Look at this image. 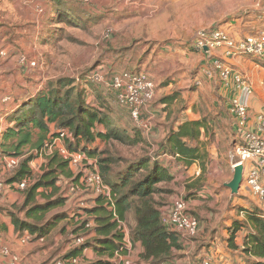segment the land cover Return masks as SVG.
<instances>
[{
    "label": "trees",
    "instance_id": "1",
    "mask_svg": "<svg viewBox=\"0 0 264 264\" xmlns=\"http://www.w3.org/2000/svg\"><path fill=\"white\" fill-rule=\"evenodd\" d=\"M79 2L85 4L81 0ZM93 2L94 0L91 3ZM102 17H94L92 20L100 24L104 20ZM105 18L109 19V17ZM72 21L71 19L70 22ZM80 28L87 29L89 26ZM61 29L55 30L53 35L55 41L64 38V29ZM210 67L214 74L213 78L218 77L222 81L220 71L213 64ZM110 68L98 66L93 70L92 76L101 69L107 81L116 74L133 73L128 70L118 72L117 69ZM139 69L140 67H137V70ZM79 75L83 76H55L44 91L7 118L9 127L0 140V159L2 152L7 157H20L21 161L19 166L10 172L13 174L8 181L2 182L6 187L5 190L10 184L18 186L24 181L28 184L24 190L19 189L24 196L21 205L14 204L1 210L6 211L11 217L20 240L29 235L31 239L26 244L48 243L47 238L52 230L60 222L67 221L68 227L64 226L60 231L63 235L60 241L62 249L49 251L52 253L54 251V264L61 260L68 263L72 259H81L82 264H118L119 256L125 257L129 253L126 248L129 237L134 248L140 247L139 257L146 264H195L198 258L211 255L212 251L209 248L214 237L218 235V228H211L207 224L204 231L199 229V235L190 242L184 239L181 233L162 223V207L155 199L156 195L173 193L172 190L161 188L162 184L173 182L174 186L178 185L180 188L185 185L172 170L174 162L182 163L188 169L196 161L203 163L207 159V154L201 152L198 146V135L202 129L207 128L205 119L187 121L179 125L177 130L172 123L167 137L157 145V152L154 148L151 154V150L146 151V154L135 160L116 156L109 148L100 151L96 146L100 140L106 143L116 141L126 146H138L145 141L149 144V148L154 146L148 138H145L146 130L134 119L132 120L135 124L122 123L121 116L113 109V104L116 108L118 106L119 109H126L130 113L129 108L119 102L116 94L107 84L94 82L92 76L87 73H79ZM93 88L102 91L105 97L100 96L98 99L93 94ZM106 89L113 95L107 97L106 94L109 93H106ZM173 99L167 97L161 102L169 103ZM166 110L165 107L163 111ZM52 125L54 132L51 133ZM138 127L143 129V132ZM34 129L40 131L37 140H34ZM61 130L67 133L63 142L70 152H83L90 159H98L101 178L110 189L113 202H108L104 196L90 198L91 192L87 189L83 192H72L74 185L81 184L83 170L71 169L68 161L57 152L45 154L41 172L33 173L30 163L34 159V153L41 152L47 143L59 137ZM235 135L240 141L236 128ZM28 146L31 148L30 154L23 151ZM202 166L204 168L205 163ZM186 188L187 200L197 198V192H194L197 190H194L195 184L187 185ZM177 189L170 197H179L183 188ZM83 196L88 198L84 199ZM39 198L43 201L40 202ZM67 203L73 208L72 217L69 211L49 217L53 211L64 209ZM256 208L251 210L238 207L237 210L245 212L246 220L235 221L228 229L227 235L222 231V234H219L223 245L226 244V251L233 252V255L238 257L239 263L264 264V218L262 217L264 209L263 206L261 209ZM208 210L209 213L214 212V209ZM191 215L194 216L192 213ZM197 220L201 224H206L208 217L201 218L199 214ZM91 222L92 225L88 227ZM202 234L210 238L206 244H203L204 240L200 237ZM80 237H84L85 240L77 244ZM52 241L53 239L49 240V244ZM196 241L198 247L193 248L192 244ZM194 249H198L201 254L194 260H187L184 252ZM88 250L96 255L95 259L86 258L85 252ZM120 264L125 263L122 261ZM216 264L223 262L219 261Z\"/></svg>",
    "mask_w": 264,
    "mask_h": 264
},
{
    "label": "rangeland",
    "instance_id": "2",
    "mask_svg": "<svg viewBox=\"0 0 264 264\" xmlns=\"http://www.w3.org/2000/svg\"><path fill=\"white\" fill-rule=\"evenodd\" d=\"M117 4L120 7L121 5H126L127 11L123 14L119 12L115 18L110 17L94 33L90 31L79 32L77 35L64 33L63 37L69 38L63 41L54 40L50 43H39V48L47 44L49 50L47 51L46 64L54 76H83L79 75V73H87L92 76L93 70L98 66H104L109 69L113 67L118 72L119 70H128L133 71V73H144L156 83V96L150 103L149 110L156 107L167 97H173L174 99L168 102L173 103L175 100H178V102L170 106L171 112L186 107L188 104L189 108L186 109L190 113L196 112L197 114L198 108L196 104L192 107V104L201 101L199 105L201 116L198 119L200 121L205 119L207 128L202 129L199 133L198 146L201 148V152L207 154V159L203 161L205 163L204 168L201 161H198V164L206 175L193 184H195L194 190L203 186L208 188L199 189L201 193L197 194V199L202 201L199 208L194 207V204L190 202L189 213H192L197 219L200 211L214 209L210 204L215 203L213 201L208 202V198L213 195L212 199L220 197V195L215 196L217 192L211 190V188L215 186V189L223 190L225 184L233 178L229 161H231L232 153L239 141L234 133L232 135V131H228L227 125L218 118L215 108L211 105L212 100H209L213 99L209 90L211 87H216V83L220 81L214 82V78L208 75L209 71H212L207 62L210 57L205 52L194 51L192 47L195 45L198 34L208 29L212 30L213 28L222 27L227 30L233 29L234 31V28H236L235 31L242 33L241 39L256 34L259 31H255L253 24H256L254 21L258 19L257 16L260 13L264 14V0H132V3H126L125 0H117ZM239 24L241 27H239ZM50 50L54 57L52 60L49 59ZM127 51L129 52L126 55ZM249 58L253 60V63L260 66L261 63L257 59ZM137 67H140V69L137 70ZM261 67L263 69H258V72L256 71L252 78L251 74L247 73L250 77L247 78L252 83L253 92L254 90L256 91V97L259 96V101L264 103V64ZM247 69L250 70L249 68ZM85 78L87 79V77ZM201 88H203V93H207L205 98H203L204 96L201 93L197 94ZM92 91L98 99L100 96L105 97L103 92L96 88H93ZM106 93H109L106 94L107 97L108 95H113L107 89ZM113 109L121 116L122 123L125 125L135 124L126 109H119L118 106L116 108L115 104H113ZM140 127L138 128L143 132L142 127ZM153 133L154 127L149 133L144 131L145 138L149 139L154 146L153 148H149V144L145 143V141L138 146H126L116 141L106 143L100 140L96 143V146L100 151L109 148L116 156L135 160L146 154V151L151 150V154L154 148L157 152L156 147L161 142V139L155 140L152 136L155 137L156 133L154 135ZM203 137L204 139L201 140ZM27 153L30 154V152ZM46 153H50V151L47 150ZM44 155L38 154L37 158L34 155L33 161L39 160V157L45 160ZM1 156L0 181L6 183L13 173L5 169L4 159L7 156L3 155L2 152ZM40 166H43V164H33L34 174L41 172L42 167ZM246 175L247 173H245ZM161 188L172 190L173 193L178 190L177 188L181 189L178 185L174 186L173 182L162 184ZM187 193L188 191H185V194ZM172 194H159L155 196V199L164 208L173 202L175 198H178L170 197ZM245 194L244 196H247L250 203L246 202L243 207L247 209V207L251 206V210L257 209L253 206L256 204L252 202L251 197L247 193ZM178 196L181 200L185 199L184 194ZM83 198L86 199L88 197L83 196ZM70 205V203H67L64 209L53 211L49 217L57 216L65 211H69L72 217L74 213ZM219 205L224 207L228 205L227 195L222 196L221 203L216 208H220ZM231 205L235 206L234 208L240 207L234 201ZM191 207H194L193 210ZM202 216H205L204 218L207 217L205 214H202ZM66 223L68 222L64 221L62 225L65 226ZM214 223H219V220L214 221L212 224ZM221 223L224 224V221L222 220ZM220 228H222V225ZM56 236H58V233L53 235L52 239ZM215 240L216 237L213 239L216 243ZM221 241L217 246L212 245L209 248L210 251L212 250L216 260L223 259L229 264H245L239 263L237 256L233 255V252L228 253L223 250L222 246H225ZM207 242L204 241L203 244ZM194 245H197V241ZM131 248L124 257V263L146 264L139 257V248H134L133 246ZM48 252H40L42 261L46 262L47 259L54 256V251L53 253ZM184 254L187 255V260H194L201 253L198 249H194L187 250ZM19 255L16 253L21 264H34L35 260H32L31 263H26L25 261L23 262ZM34 255L35 259L39 258V253Z\"/></svg>",
    "mask_w": 264,
    "mask_h": 264
},
{
    "label": "crops",
    "instance_id": "3",
    "mask_svg": "<svg viewBox=\"0 0 264 264\" xmlns=\"http://www.w3.org/2000/svg\"><path fill=\"white\" fill-rule=\"evenodd\" d=\"M126 8V5H121L120 7L117 4V0H94V2L90 5L83 4L82 2H79V0L0 1V140L3 136V133L9 127L7 119L8 116L35 98L39 93L44 91L47 88L49 81L55 78L54 74H52L46 64V59L48 58L47 51L49 50L48 46L46 44V46L39 48V43L53 42L55 30L60 28H62L61 30L64 29L65 34L69 33L71 35H77L79 32L86 31L94 33L97 28L99 30V27L108 21L105 17L115 18V16H118L119 12H122L123 14L125 11H127ZM59 10H62L64 13H59ZM98 16L104 17L103 22L100 24H97V22L94 23L92 20L94 17ZM257 17L258 19L254 21L256 24H253V28H255V31H264V14L262 15L260 13ZM56 18L57 20H55ZM71 19L73 20L72 22H70ZM71 26H74V28ZM81 26H89V28H80ZM239 27H241L240 24ZM225 30L228 31L231 37L234 39L242 38V33L240 31H235L236 28H234V31L233 29ZM66 38H63L61 41L66 40ZM2 52L4 56L1 55ZM49 52L51 54L49 59L52 60L54 57L52 56L51 50ZM213 54L215 57L214 59L221 61V63L232 69L235 73H240L248 78L250 77L247 73H250L252 78L255 72H258V69H263L261 67L262 63L259 66L253 63V60L248 56H231L228 54L225 48L217 49ZM22 58L25 59L24 62L21 61ZM212 61L213 59L209 58L207 62L209 65H211ZM219 80L220 79H218V77L213 79L214 82ZM209 91L212 93L213 97V99L209 100H212L211 105L215 108L214 110L216 111L218 118L227 125L228 131H232V135L233 133L235 134L236 120L231 112V99L234 98L238 93L241 95L239 87L234 84L228 85L224 81H219L216 83V87H211ZM255 92L256 91L254 90L249 101L252 114H256L260 112V110L264 109V103L259 101L260 97H256L257 95ZM200 93L204 96L203 98H205L207 95V93H203V88H201L197 94ZM176 102H178V100H175L173 103L160 102L156 107H153L150 110L149 106L145 109L144 122L149 127V129L146 131L149 133L154 127L153 135L155 133L156 134L155 137H152L155 140L161 139L162 142L169 134L171 127L170 125L172 123L174 124V129L177 130L179 125H182L187 121H199L198 118L201 116L199 105L201 104V101L192 104V107H194L196 104L198 108L197 114L196 112L190 113V111L186 109L189 108L188 104L186 107H182L171 112L172 109L170 106ZM165 107L168 108L164 112L163 109ZM52 132H54L53 125L51 126V133ZM39 134L40 131L38 129H34V140L38 139ZM203 139L204 137L201 140ZM30 150L31 148L29 146L23 149V151L26 153ZM34 154L37 158V151ZM38 159L39 160H34L30 163L31 168H33V164L35 163L44 164L45 160L40 159V157ZM252 164V162L247 163L246 168L249 170L252 167ZM229 165L234 175V169L232 168L231 161H229ZM172 168V170L176 173V177L181 182H183V184H185L182 186L183 189L181 188L182 190L180 191L181 194H184L185 199V191H187L186 186L197 182L206 175V173L202 172V168L199 166L198 161L192 164L188 169H186L182 163L176 164L174 162ZM32 170L34 173V169ZM178 171H181V173ZM244 185L245 184L243 182L238 195H232L231 190L227 188L226 184L223 190L215 189V186L214 188H211V190H215L217 192L215 196L220 195V197L218 199H212L214 196L213 195L207 199L208 202L213 201L215 203L210 204L211 207L214 208V212L209 213V210L200 211L201 218H204L205 216H202V214H205L208 217V222H206V224L200 223L199 229L204 231L205 227H207V224L210 225L211 228H218V235L216 236L215 240L216 243L213 241L212 245L217 246L220 244L222 237L219 234H222L223 232L227 235L228 229L233 226L235 221L246 220L245 212L242 211L240 213L237 208H234L235 206L231 205L233 201L236 204H239L240 207L245 206L246 202L250 203L247 196H244L246 195L245 193H247L248 196L251 197L252 202L257 205L253 206L255 208L258 207L261 209V205L259 204L257 197L248 193ZM203 188L207 189L208 187H199L194 192H197V194L201 193L199 189ZM40 192H43V190H40ZM211 193L213 194V192ZM223 195L228 196V205L225 207L223 205H219L220 208H216V206L221 203ZM89 196L90 198H94L92 194ZM243 197L247 200L245 201ZM39 201L42 202L43 199L39 198ZM186 201L188 202L189 206L190 202L191 204H194V207H200L202 202L197 198L193 200L186 199ZM23 202L24 196L22 191L19 190L18 186L15 184L8 185L4 193L0 194V264H12L11 257L4 254V248L10 249L14 254H20V258L26 263H31L32 260H35L34 264H53L54 256H51L45 262L42 261V258H40V252L43 248H47L43 249L44 253L50 250L60 251L62 249V244L60 241L63 235H61L60 231L62 230V227H64V225H62L64 221L60 222L58 226L54 228L49 234L47 238L48 243L40 244L38 242H33L29 244H23L20 240L19 234L15 230V226L13 225L11 217L6 211L1 210L2 208L10 207L14 204L21 205ZM194 207H191L192 210ZM250 207L251 206L247 207V209H250ZM218 220L219 223L212 224L214 221ZM222 220L224 221V224L221 223ZM215 224L217 225L215 226ZM221 225L222 228H220ZM65 226H68V223H66ZM220 229H222V232ZM56 233H58V236L54 237L52 243L49 244V240H51L53 235ZM200 237L205 242L210 240V238H207L203 234L200 235ZM222 242L223 241H221V243ZM192 247L194 248L196 246L192 244ZM138 248L140 250V247ZM222 248L223 250H226V244L225 247L222 246ZM36 253H39V258L35 259L34 254ZM85 255L89 260L96 258V255L91 250L86 251ZM211 255H213V252H211ZM215 260L216 258L213 255L214 263L222 260L221 262H223V264H229L223 259Z\"/></svg>",
    "mask_w": 264,
    "mask_h": 264
},
{
    "label": "built area",
    "instance_id": "4",
    "mask_svg": "<svg viewBox=\"0 0 264 264\" xmlns=\"http://www.w3.org/2000/svg\"><path fill=\"white\" fill-rule=\"evenodd\" d=\"M1 1V0H0ZM85 4L91 3L93 0H81ZM126 3H132V0H125ZM195 40L194 48L197 51L205 52L207 56L213 59L212 64L220 71L222 81L228 85H236L241 91L231 99V112L235 117V128L238 132L240 141L236 144L232 153V168L236 165H244L252 162V167L245 170L244 184L251 193L259 197V200L264 209V109L256 114L251 113L250 97L253 95V87L247 77L240 73H234L232 69L221 63V61L214 59V51L225 48L231 56H248L257 59L264 64V31H260L254 35H249L243 39H234L228 31L224 28H213L200 32ZM207 49V51H205ZM1 55L4 56L3 52ZM25 61L24 58L21 59ZM208 75L213 78L212 71ZM92 80L96 83H105L114 91L119 102L129 108L132 119L136 121L145 130L149 127L144 122L145 109L155 99L156 83L151 80L144 73L134 74L125 72L116 74L107 81L105 75L101 71L93 74ZM67 136L64 130L60 131V136L47 143L40 154H52L57 152L61 157L68 161L69 166L74 171H82L81 184L72 188V192H83L85 189L89 190L96 198L104 196L108 202H113V196L110 189L104 184L99 172L98 159H90L83 152H70L64 142L63 138ZM50 153H46V151ZM5 168L7 171H14L20 164V157H7L4 159ZM90 166V167H89ZM250 171V172H248ZM27 181L18 185L19 189L24 190ZM5 185L0 181V193H4ZM183 199V198H182ZM264 218V215H262ZM162 223L174 229L183 235L184 239L193 242L194 237L199 235L200 223L189 213V204L180 197L175 198L166 207L162 208ZM92 222L88 224V227ZM31 236L26 235L21 239L23 244L30 241ZM84 237L77 240V244L84 242ZM130 238L127 239L126 248L130 251L132 248ZM4 254L11 257L12 264H19V258L13 254L10 249L4 248ZM118 264L125 260L121 255L119 256ZM69 264H80L81 259H72L68 261ZM66 261H59L57 264H68ZM193 264V263H190ZM195 264H215L213 255L202 256L197 259Z\"/></svg>",
    "mask_w": 264,
    "mask_h": 264
},
{
    "label": "water",
    "instance_id": "5",
    "mask_svg": "<svg viewBox=\"0 0 264 264\" xmlns=\"http://www.w3.org/2000/svg\"><path fill=\"white\" fill-rule=\"evenodd\" d=\"M205 51H207V49H205ZM243 180H244V166L236 165V167L234 168L233 179L226 184L227 188L231 190L232 195L239 194Z\"/></svg>",
    "mask_w": 264,
    "mask_h": 264
},
{
    "label": "bare ground",
    "instance_id": "6",
    "mask_svg": "<svg viewBox=\"0 0 264 264\" xmlns=\"http://www.w3.org/2000/svg\"><path fill=\"white\" fill-rule=\"evenodd\" d=\"M243 166H244V165H243ZM246 166H247V163H246ZM245 170L247 171L248 169L244 166V171H245ZM248 172H250V171H248ZM244 187H245V189L247 190L248 193L254 195L253 193L250 192L249 189H247V186L244 185ZM240 189H241V188H240ZM239 192H240V191H239ZM254 196H256V195H254ZM256 197H257V196H256ZM257 199H259V197H257ZM258 201H259V200H258ZM259 203H260V205L262 206V204H261L260 201H259ZM263 215H264V214H263Z\"/></svg>",
    "mask_w": 264,
    "mask_h": 264
}]
</instances>
